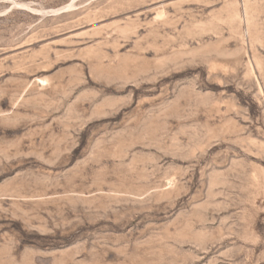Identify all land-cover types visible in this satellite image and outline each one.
<instances>
[{
  "label": "rangeland",
  "instance_id": "rangeland-1",
  "mask_svg": "<svg viewBox=\"0 0 264 264\" xmlns=\"http://www.w3.org/2000/svg\"><path fill=\"white\" fill-rule=\"evenodd\" d=\"M0 264H264V0H0Z\"/></svg>",
  "mask_w": 264,
  "mask_h": 264
},
{
  "label": "bare ground",
  "instance_id": "bare-ground-1",
  "mask_svg": "<svg viewBox=\"0 0 264 264\" xmlns=\"http://www.w3.org/2000/svg\"><path fill=\"white\" fill-rule=\"evenodd\" d=\"M56 13H57V11H56Z\"/></svg>",
  "mask_w": 264,
  "mask_h": 264
}]
</instances>
